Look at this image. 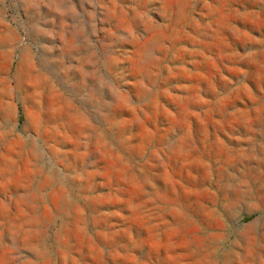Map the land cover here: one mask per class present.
Returning a JSON list of instances; mask_svg holds the SVG:
<instances>
[{
	"label": "rangeland",
	"instance_id": "obj_1",
	"mask_svg": "<svg viewBox=\"0 0 264 264\" xmlns=\"http://www.w3.org/2000/svg\"><path fill=\"white\" fill-rule=\"evenodd\" d=\"M0 264H264V0H0Z\"/></svg>",
	"mask_w": 264,
	"mask_h": 264
}]
</instances>
